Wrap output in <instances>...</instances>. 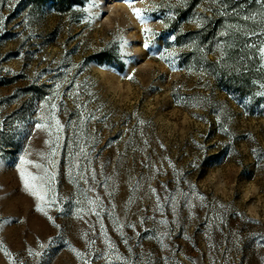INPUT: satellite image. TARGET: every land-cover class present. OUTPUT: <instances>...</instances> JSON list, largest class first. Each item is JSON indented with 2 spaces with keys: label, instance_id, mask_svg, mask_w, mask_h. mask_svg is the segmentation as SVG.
<instances>
[{
  "label": "rangeland",
  "instance_id": "1",
  "mask_svg": "<svg viewBox=\"0 0 264 264\" xmlns=\"http://www.w3.org/2000/svg\"><path fill=\"white\" fill-rule=\"evenodd\" d=\"M133 7L0 0V264H264V0Z\"/></svg>",
  "mask_w": 264,
  "mask_h": 264
},
{
  "label": "snow or ice",
  "instance_id": "2",
  "mask_svg": "<svg viewBox=\"0 0 264 264\" xmlns=\"http://www.w3.org/2000/svg\"><path fill=\"white\" fill-rule=\"evenodd\" d=\"M122 2L127 3L128 6L133 9V15L142 24H145L148 22L149 17L144 14L145 10H141V9H137V8L133 7L134 3L141 2V0H122ZM93 6H96L95 3H93ZM142 31H143L144 36H145L143 47L145 49H147L149 47L151 38L155 34L152 33L151 30L148 28H144ZM169 38L175 39V37H169ZM259 51H260L261 57L264 58V47L260 48ZM161 58L163 59V57H161ZM127 78L131 79L132 77H127ZM261 95H264V93H262ZM47 107H48V103L46 102L44 105L41 106V110H43V108H47ZM50 109H51V111L49 113V116L48 117L42 116L41 120L43 122L34 124L33 127L35 129L45 131L47 133V135L50 137L49 140L45 141V143L49 146V148L51 150L50 154L48 157H42V159H46L47 163L49 165H51L52 167H55V162L52 159V157H55L57 155V150L61 146L60 141H61L62 134L64 132V125H62L60 120L56 117V111L58 110L57 105L55 103H52L50 105ZM93 119H95V117H93ZM0 125H2V122H0ZM0 130H2V127H0ZM81 152H83L85 154V156L87 155V153L85 152V150L83 148H81ZM28 155H29V153L25 152V155L20 157V165L22 167L19 168L18 171H19V175H20V179L22 181L23 187L25 188L26 191L29 192L30 195H32L33 197H35L39 201H42L45 204L50 206L51 204L55 203V200L47 198V193L49 191H51V188L48 185L50 184V182L52 180L55 179V177L49 174L48 168L45 167L44 164L35 163L33 161L28 160L27 159ZM27 165H30L32 168L37 169V172L32 173L30 171H27V169L25 167H23V166H27ZM92 178L95 179L94 174H93ZM87 182L88 181L85 180V183H87ZM154 191L155 190H153V192ZM199 198L201 200L204 199L203 196H200ZM89 203L95 204V201H89ZM159 207H160V205L158 204V208ZM37 210L44 212V208L40 205L37 206ZM44 214L47 215L46 212ZM94 214L99 216L98 211L94 212ZM49 219H51V218L49 217ZM161 223H163V221H161ZM125 243H126V241H125ZM118 259H120V258L118 257Z\"/></svg>",
  "mask_w": 264,
  "mask_h": 264
}]
</instances>
